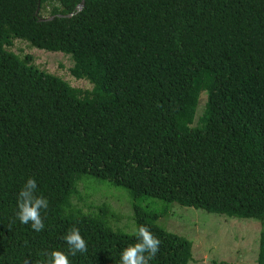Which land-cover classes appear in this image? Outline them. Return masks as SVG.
I'll return each instance as SVG.
<instances>
[{"label":"trees","instance_id":"trees-1","mask_svg":"<svg viewBox=\"0 0 264 264\" xmlns=\"http://www.w3.org/2000/svg\"><path fill=\"white\" fill-rule=\"evenodd\" d=\"M81 2L0 0V264L68 253L73 225L87 251L70 264H119L135 232L75 202L86 178L128 193L137 228L161 241L149 264L193 259L192 240L158 224L174 203L259 221L264 264V0ZM16 40L69 55L92 87L41 69ZM30 177L49 204L40 232L16 216Z\"/></svg>","mask_w":264,"mask_h":264},{"label":"rangeland","instance_id":"rangeland-1","mask_svg":"<svg viewBox=\"0 0 264 264\" xmlns=\"http://www.w3.org/2000/svg\"><path fill=\"white\" fill-rule=\"evenodd\" d=\"M11 50L24 56L30 54L41 69L63 77L73 86L90 89L92 84L77 79L71 73L73 60L62 52H48L16 40ZM206 102V93L200 97L196 120ZM79 197L75 202L87 212L108 210V219L114 229L134 233L137 229L131 199L125 190L86 178L79 183ZM153 206L158 208V201ZM167 230L186 236L193 242V259L189 264H257L261 223L238 220L213 212H206L178 203L169 205L168 214L158 220Z\"/></svg>","mask_w":264,"mask_h":264},{"label":"clouds","instance_id":"clouds-1","mask_svg":"<svg viewBox=\"0 0 264 264\" xmlns=\"http://www.w3.org/2000/svg\"><path fill=\"white\" fill-rule=\"evenodd\" d=\"M36 190V179L28 178L18 193L16 216L22 224L30 223L33 230L40 232L45 227L41 210L47 209L49 204L43 195H36ZM135 235L136 242L129 244L121 251L119 264H149V261L158 253L161 241L147 226L140 225ZM63 239L68 245V253L54 250L44 264H70L69 255L75 256L77 252L87 251V243L75 225L67 230Z\"/></svg>","mask_w":264,"mask_h":264},{"label":"water","instance_id":"water-1","mask_svg":"<svg viewBox=\"0 0 264 264\" xmlns=\"http://www.w3.org/2000/svg\"><path fill=\"white\" fill-rule=\"evenodd\" d=\"M84 4H85V0H82L80 6H79V8H78V10H81V9L83 8ZM72 15H73V13H70V14H68L67 16H72Z\"/></svg>","mask_w":264,"mask_h":264}]
</instances>
